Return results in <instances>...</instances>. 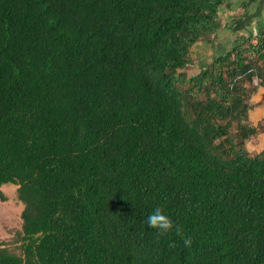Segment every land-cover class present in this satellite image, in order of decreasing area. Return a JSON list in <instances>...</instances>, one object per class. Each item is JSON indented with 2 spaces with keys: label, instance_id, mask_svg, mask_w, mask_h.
<instances>
[{
  "label": "trees",
  "instance_id": "16d2710c",
  "mask_svg": "<svg viewBox=\"0 0 264 264\" xmlns=\"http://www.w3.org/2000/svg\"><path fill=\"white\" fill-rule=\"evenodd\" d=\"M226 2L0 0V186L24 203L0 264H264V28L181 71Z\"/></svg>",
  "mask_w": 264,
  "mask_h": 264
},
{
  "label": "crops",
  "instance_id": "0c3cea01",
  "mask_svg": "<svg viewBox=\"0 0 264 264\" xmlns=\"http://www.w3.org/2000/svg\"><path fill=\"white\" fill-rule=\"evenodd\" d=\"M243 3L248 4L242 8ZM241 9V11H240ZM254 10L250 14V11ZM237 13V14H236ZM240 13V14H239ZM222 27L209 39L198 41L192 47V57H200L204 65L231 50L238 37L259 34L264 28V0H227L220 11ZM201 50L200 55H196ZM249 112L252 122L264 121V87L259 86L251 97Z\"/></svg>",
  "mask_w": 264,
  "mask_h": 264
},
{
  "label": "rangeland",
  "instance_id": "374dc122",
  "mask_svg": "<svg viewBox=\"0 0 264 264\" xmlns=\"http://www.w3.org/2000/svg\"><path fill=\"white\" fill-rule=\"evenodd\" d=\"M241 7L244 8V6ZM252 12H254V10L250 11V14ZM195 52H197V56L202 53L201 50ZM204 60L205 59L202 58L200 59V57H198V59L194 57L193 63L189 64L181 71L186 72L187 76L190 77L203 68ZM260 63H264V60H261ZM259 81L258 78H254L253 82H247V86L259 87ZM250 122L254 125L261 123H255L251 120ZM247 148L252 153H258L264 149V130L259 128V131L248 141ZM23 209L24 203L19 198L17 186L11 183L2 184L0 186V243L2 246H6L14 252H20V234L23 224L21 213Z\"/></svg>",
  "mask_w": 264,
  "mask_h": 264
},
{
  "label": "clouds",
  "instance_id": "9594fccd",
  "mask_svg": "<svg viewBox=\"0 0 264 264\" xmlns=\"http://www.w3.org/2000/svg\"><path fill=\"white\" fill-rule=\"evenodd\" d=\"M147 223L157 228L160 232L166 233L170 231L174 226L177 231L180 230L179 225L175 224V221L164 211L161 206H157L148 216ZM186 243H191V240H186Z\"/></svg>",
  "mask_w": 264,
  "mask_h": 264
}]
</instances>
